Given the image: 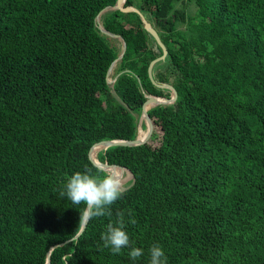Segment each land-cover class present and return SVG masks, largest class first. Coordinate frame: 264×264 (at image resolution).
I'll return each instance as SVG.
<instances>
[{
  "label": "trees",
  "instance_id": "16d2710c",
  "mask_svg": "<svg viewBox=\"0 0 264 264\" xmlns=\"http://www.w3.org/2000/svg\"><path fill=\"white\" fill-rule=\"evenodd\" d=\"M116 1L0 0V264H149L153 245L167 264H264V0H125L166 49L151 78L162 49L141 16L97 23ZM99 25L126 45L112 83L122 42ZM162 85L177 97L147 110L148 141L95 156L132 179L77 236L84 205L60 191L96 174V143L140 138ZM120 214L130 246L113 254Z\"/></svg>",
  "mask_w": 264,
  "mask_h": 264
},
{
  "label": "clouds",
  "instance_id": "9594fccd",
  "mask_svg": "<svg viewBox=\"0 0 264 264\" xmlns=\"http://www.w3.org/2000/svg\"><path fill=\"white\" fill-rule=\"evenodd\" d=\"M125 177L119 172H104L97 169L96 174L91 171L76 172L66 182L60 191V198L66 197L73 205H84L80 210V225L87 224L94 217L110 216V206L114 204L125 191ZM131 223H135L132 219ZM123 214H120L115 223H109L106 232L102 235L104 247L109 248L113 254L130 246V238L124 227ZM129 256L136 260L143 255V249L131 247ZM149 264H167L163 249L153 245L149 250Z\"/></svg>",
  "mask_w": 264,
  "mask_h": 264
},
{
  "label": "water",
  "instance_id": "95a60500",
  "mask_svg": "<svg viewBox=\"0 0 264 264\" xmlns=\"http://www.w3.org/2000/svg\"><path fill=\"white\" fill-rule=\"evenodd\" d=\"M124 2H125V0H117L114 6H112V7H107V8H105V9H103V10L100 12V14L97 15V17H96L97 23L99 24V17H100V15H101L103 12L108 11V10H118V11L123 12V13L134 12V13L139 14V16H141V19H142V22H143V25H144V30L154 38V40L156 41V43H157V44L160 46V48L162 49V55H161L159 58L153 60V61L150 63L149 67H148V74H149V77L151 78V69H152V66H153L155 63H157L158 61L163 60V59L166 57V54H167L166 49H165L164 45L161 43V41H160V39H159V37H158L156 31H155L154 28L152 27V25H151L150 23H148L146 20H144V17L142 16V14H141L138 10H136L135 8L130 7V6H125V5H124ZM99 29L101 30L102 33L106 34L107 36H109V37H111V38H117V39H119V40L122 42V51H121V54L119 55V57L117 58V60L114 61V62L111 64L109 70L107 71V75H106V77L108 78V79H107V82H108V83H112V82H114V80H109V76H110V74H111V72H112V70H113V66L115 65V63H116V62H117V61L123 56V54H124V52H125V50H126V45H125V43H124V41H123L122 38H120V37H118V36H116V35H113V34L107 33L106 31H104V30L101 28L100 25H99ZM159 87L169 89V90L171 91V93H172V95H171V99L166 100V99L160 98V99H163L164 101H162V102H157V99H158L159 97H155V96H151V95L146 96L145 102L143 103V106H142V115H141V117H140V121L144 120V122L146 123V137H145L143 140H140L138 137H136L134 140H128V141H123V140H113V141H102V142L96 143L95 145H93V146L90 148V150H89V154H88L90 161H91L96 167H98L99 169H102V170H104V171H106L105 168H107V167L119 168V169H121V170H124L122 167H119V166H116V165L108 164L106 161L103 162L104 167H102L101 165L95 163L94 160H93L92 157H91L92 148H94V147H96V146H102L101 148H103V149H106V148L111 147V146H126V147H134V146L142 145V144H144V143H146V142L148 141V139L150 138V136H151V134H152L153 126H152V122H151V120H150V118H149V116H148V114H147L146 105H147L148 103H151V102L155 103V105H159V104H170V103H173V102L175 101L176 97H177L175 90H174L173 88H171L170 86L162 85V86H159ZM155 105H154V106H155ZM85 225H86V224H82L81 229H80L79 233L77 234V236H79V235L81 234V232L84 230ZM48 263H49V260H48V258H47V262H46V264H48Z\"/></svg>",
  "mask_w": 264,
  "mask_h": 264
},
{
  "label": "bare ground",
  "instance_id": "6f19581e",
  "mask_svg": "<svg viewBox=\"0 0 264 264\" xmlns=\"http://www.w3.org/2000/svg\"><path fill=\"white\" fill-rule=\"evenodd\" d=\"M162 101H164V100H163V99H160V98L157 99V102H162ZM154 105H155V103H153V102L149 103L148 105H146V110L150 109V108H151L152 106H154ZM145 137H146V130H145V131L141 130V135H140V138H139V139H140V140H143ZM101 147H102V146H96V147H94V148L92 149L91 156H92V159L95 161V163H97V164L101 165L102 167H104V165H103L102 163H100V162L97 160V158L95 157L96 154H97V151H98L99 149H101ZM105 169H106L107 171H111V172H113V173L119 171V172L122 174V172H123V170H121V169H119V168H111V167H107V168H105Z\"/></svg>",
  "mask_w": 264,
  "mask_h": 264
},
{
  "label": "rangeland",
  "instance_id": "374dc122",
  "mask_svg": "<svg viewBox=\"0 0 264 264\" xmlns=\"http://www.w3.org/2000/svg\"><path fill=\"white\" fill-rule=\"evenodd\" d=\"M192 6H193V5H192ZM189 7H190V5H189ZM189 7H188V8H189ZM119 42H121V41L113 42V44L119 47V46H120V43H119ZM114 67H115V65L113 66V68H114ZM113 73H114V69L112 70L111 75H112ZM142 125L145 126V129H142ZM139 128H141L143 131L146 130V123L144 122V120H142V121L139 120V122H138V126H137V131H138ZM102 149H103V148L99 149V150L97 151V153H98L100 150H102ZM96 155H97V154H96ZM122 175L125 177V179H124V188H126V187L130 184V181H131V179H132V176H131V174H130L129 172H127V171H125V170H123Z\"/></svg>",
  "mask_w": 264,
  "mask_h": 264
}]
</instances>
